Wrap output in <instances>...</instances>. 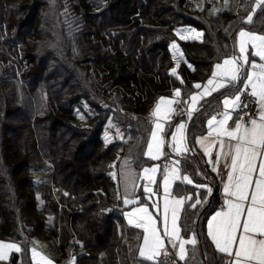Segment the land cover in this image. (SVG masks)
I'll use <instances>...</instances> for the list:
<instances>
[{
  "label": "trees",
  "instance_id": "1",
  "mask_svg": "<svg viewBox=\"0 0 264 264\" xmlns=\"http://www.w3.org/2000/svg\"><path fill=\"white\" fill-rule=\"evenodd\" d=\"M255 1L228 0L229 9L209 16L218 0H0V238L21 242L20 264H32L30 237L44 239L57 264L73 254L74 264H136L141 231L121 212L110 165L119 154L136 168L151 162L144 155L151 108L170 96L181 103L167 126L182 118L195 83L234 53L236 31L248 24L264 33V6L255 11ZM202 104L188 121L189 145L215 108ZM83 105L93 112L81 124L74 110ZM108 118L127 127V140L103 142ZM191 159L181 171L210 181L203 159ZM44 164L48 182L36 186L33 173ZM216 196L181 213L183 233L201 237L200 256L160 260L226 264L202 233L221 204Z\"/></svg>",
  "mask_w": 264,
  "mask_h": 264
},
{
  "label": "snow or ice",
  "instance_id": "2",
  "mask_svg": "<svg viewBox=\"0 0 264 264\" xmlns=\"http://www.w3.org/2000/svg\"><path fill=\"white\" fill-rule=\"evenodd\" d=\"M260 4H264V0H258ZM248 21H251L249 16ZM239 51L240 56H233L225 59L223 64H217L212 73L211 78L204 85V90L199 93V98L203 99L205 95H211L221 89H229L223 93V106L225 111L220 113L223 117L217 120L215 116L207 121L208 136L202 137L198 143L204 148L205 154L210 155L213 145H219L217 152V164L221 156L230 159V163L226 164L229 168L227 181L224 184V192L228 199L225 200L226 210L222 209L217 212L208 222V236L211 238L216 249L233 257L229 264H264V63H255L249 60V55L259 57L264 61V35H254L252 33L241 30L239 32ZM251 43L254 52L247 53L246 48ZM173 47H176L173 45ZM250 64L253 71L243 75L242 69L244 65ZM241 83L243 89L236 88V84ZM193 87L201 89L200 84ZM235 89V94L231 93V89ZM250 89V92H249ZM244 94L251 95L254 102L260 106L258 118L250 117L245 123L243 118L234 121V128L229 130L226 127L227 121L231 119L230 111H235L241 107V96ZM176 97L180 96V90L174 91ZM192 106L188 110L189 119L195 109L197 95L191 98ZM181 103L180 100H172L161 97L152 112V116L157 118L154 121L155 127L151 133V139L147 144V152L145 153L151 159H158L161 154V146L163 141L158 137V131H163V125L158 122L167 119L174 111L172 105ZM243 107H247L245 103ZM185 125L179 124L175 133L172 135L174 142V150L179 153L182 150L180 143L183 141V131ZM179 134V140L177 135ZM215 134V135H213ZM226 138V139H225ZM205 141H208L205 146ZM227 141V143H226ZM234 142V143H233ZM155 148V150H154ZM180 162L175 161L178 165ZM217 169L214 167L213 171ZM146 175L144 178L151 183H156L155 173L157 168L144 169ZM191 184L192 180L187 176L179 175L178 167L170 170L166 169L163 177V188L165 194L164 201V231L161 235L157 228V219L154 218L148 210L147 206H141L133 209L132 212L125 213L126 217H130L129 223L133 224L135 218V227L143 228V243L139 247L140 256L152 261L154 264H165L164 260L157 259L163 253L168 255V249L164 244V237L168 238V243L173 249H179L180 259L185 258V245L195 244V238L184 239L180 235V229L177 221L179 213L184 204L190 197L172 196L171 187L176 182ZM198 187H206L198 185ZM146 193L152 192L150 187H145ZM210 192L211 189H208ZM168 197H171L169 199ZM124 204L135 203L127 196L124 198ZM201 201L196 200L190 207L195 208ZM171 213V228L168 227V217ZM176 241L179 243L177 244ZM6 249L19 248L15 244L4 243L0 241V259L4 258ZM40 256V260L45 264H51L46 257L33 250V258Z\"/></svg>",
  "mask_w": 264,
  "mask_h": 264
},
{
  "label": "rangeland",
  "instance_id": "3",
  "mask_svg": "<svg viewBox=\"0 0 264 264\" xmlns=\"http://www.w3.org/2000/svg\"><path fill=\"white\" fill-rule=\"evenodd\" d=\"M195 1H193V2H195ZM196 4H197V2H196ZM227 6H228L227 1H225L223 4L215 5L212 8L211 13L213 14L220 9L221 10L227 9ZM8 41L9 40L4 41L3 44H6ZM236 46H237V54L235 56H240L241 54L239 51V42L236 43ZM249 50L250 49L247 46L246 52L248 53ZM252 52H254L253 48H252ZM250 61L255 62V59H251ZM213 66L215 69L216 65H213ZM244 68L247 69V65H244ZM212 69H213V67H212ZM211 76H212V74H210L206 78V82L203 84L202 89H200L199 92L198 91L196 93L194 92L195 95H199V93H201L204 90V85H206L207 81L211 78ZM194 94H192V96ZM163 97L166 99L174 100V98L170 97V96H163ZM198 101H199V97L197 99V102L195 103V108H196ZM157 102L155 103V105L157 104ZM155 105L150 110V118H151V122H152V128H151V131H150L148 138H147V144L151 139V133L155 127L154 121H157V118L152 116V112L155 108ZM191 106H192V101H190L188 103V105L185 109H182L183 110L182 114H184L186 116V114H188V110ZM172 108H173V105H172ZM74 112L76 114L77 120L80 121L81 124H84L86 122V118H87L86 114L87 113L90 114L93 111L90 109L89 106L83 105L81 108L76 107ZM172 116H173V112L170 114L169 117H172ZM108 119H107L106 124L104 126V130H103L102 137H101L103 142L105 144H108L109 142L116 140V139H119L121 141L127 140L128 137L130 136L127 127L119 125L116 122L112 121L111 119H109V120ZM185 120H183V121L181 120L179 123L175 124L173 127H172V125L167 126L166 123H168V122H166L165 120L158 121L163 125V131H158V137L163 141V144L161 146V154H160L158 159L153 160L148 155L145 154L147 152V145H146L144 155H145V157H147L151 160V162L149 164L144 165L141 168H136V167L132 166L131 159L129 158V156L128 157L127 156H121L119 154L118 159L111 163L110 168L108 170V174L111 176V178L113 180H115L114 182L116 185L117 198L120 201L121 212L125 215L126 212H128V213L132 212L133 209L139 208L141 206H147L149 213L154 218H158L156 226H157L161 235L163 234L164 227H165V224H164V201L166 198L165 194H164V188H163V177H164L166 169H164L163 164L166 161L165 164L168 167L167 169H169V170L173 167H178L180 176L187 175L192 180V178L189 174L181 172L180 163L178 165L175 164V161L180 162L184 156L190 155V150H189V147L186 143V136H185L186 135V122H185ZM179 124L185 125L184 131H183L184 139L180 143V147L182 149H186V150H182L181 152L177 153L173 147L174 142L172 140V135L175 133V129ZM176 135H177V140H179V134H176ZM154 150H155V148H154ZM40 167H42L43 170H40L38 172L33 173L36 186L41 185L44 182L45 183L48 182V174L49 173H48V170H46L44 168V167H47V165L44 164ZM153 167L157 168V172L155 173L156 183H151L149 180L144 178L146 175H152V173L145 174L143 170L146 168L151 169ZM173 185L170 189L172 196L184 197V196H178L172 192L173 191L172 190ZM146 186L150 187L152 189V192L146 193L144 191V188ZM62 191L63 190L61 188H54V193L56 195H59ZM204 192H205V195L208 194L207 191L204 190ZM37 195L39 197L40 203H43L44 200L41 197L42 196L41 192H37ZM126 196L128 199L134 200L136 202L125 205L123 201H124V198ZM168 198L171 199V197H168ZM205 201L206 200L204 199V201H202L200 204L205 203ZM124 217H126V216H124ZM47 219L49 222L52 221V214L51 213H48ZM125 219H127L126 220L127 223L131 226H134V224L136 223L135 218H131V219H133V224L129 223L130 217H126ZM179 219H180V213H179ZM179 221L180 220L177 221V224H178V227L180 229L181 237L184 239L195 238V236L193 234L186 236L182 233V225H180ZM186 224H187V228H191L192 225H189L188 222H186ZM168 227H169V229L171 228V213H169V217H168ZM136 228H138V227H136ZM138 229L141 231V240L139 243V247H140L143 243V240H142L143 228H138ZM28 240H29V249H28L27 254H28L29 260L32 264H45L44 261L40 260V256H36L35 259L33 258V250H35L37 253H40L43 257H46L48 261H51V264H57L52 259V257L50 256L48 244L44 239L38 238V237H31ZM0 241H2L4 243L15 244L19 248V251H16L15 249H6L4 258L0 259V264H20L22 262V258H23V254H22L23 248H22L21 242L16 241V240H11V239H2V238H0ZM176 243L178 244L179 242L176 241ZM164 244H165V247L168 249V255H171V254L174 255L177 258V262L184 261L188 255V250H187L188 245L193 246V244L185 245V250H186L185 251V258L180 259L179 254H178L179 249L178 248L173 249L171 244L168 243L167 237H164ZM139 247H138V256L140 259L145 260L139 254ZM16 254L18 256V261L15 263L12 261V259H13L14 255H16ZM160 257H164L163 253L161 254ZM160 257H158L157 259H159ZM140 259L136 262V264H140ZM74 260H75V255L73 254V255H71L70 258H68V260L66 262L61 263V264H74ZM145 261H146V263L150 262L147 260H145ZM168 261H172V260H168Z\"/></svg>",
  "mask_w": 264,
  "mask_h": 264
},
{
  "label": "crops",
  "instance_id": "4",
  "mask_svg": "<svg viewBox=\"0 0 264 264\" xmlns=\"http://www.w3.org/2000/svg\"><path fill=\"white\" fill-rule=\"evenodd\" d=\"M225 1H227V3H228L227 9H229V2H228V0H222V1L215 2L209 8V11H208L209 16L215 15L218 11L220 12L221 9L218 10V11H216L213 14L211 13L212 12V8L215 5L223 4ZM263 6H264V4H260L258 2V0H256L255 1V4H254V10L255 11H257V10L259 11ZM223 10H226V9H223ZM223 10H221V11H223ZM254 12H250L247 15V17L251 16V20H252V18L254 16ZM241 30H244L246 32L252 33V34L257 35V36L264 35V33H262V32H259V31H256L254 29L249 28L248 24H247V26H241L236 31V33L234 35L235 36L234 39H233L234 50H235L234 53L233 54H229L227 56H224L222 59L216 61L213 65L223 64V62H224L225 59L231 58V57H233V56H235L237 54V46H236V43L239 42V39H240L239 32ZM251 43L252 42H250L249 45H248V47L250 49L248 53H252ZM251 59H255V63L257 62V64L264 63V61H261L259 59V57H256L254 55H249V60H251ZM212 70L213 71L215 70L214 69V66H213V69ZM212 70H211V74L213 73ZM242 71H243V75H246L247 73H250L251 71H253V69L251 68L250 64H247V69L243 67ZM205 82H206V79L203 80L202 82H196L195 84H200L201 86H203V84ZM240 86H241V84H239V83L236 84V88H240ZM201 89H202V87H201ZM197 91L199 92L200 89H196L194 87V90L191 93V95H190L189 99L187 100L186 104H184V105L181 106V113H180V115L182 116V118L177 123H179L181 120L183 121V120L186 119L185 120V122H186V131H187V126H188L189 116H188V114H186V116L184 114H182V112H183L182 109H185L187 107L188 103L191 101L190 98L192 97V94H194V92L196 93ZM228 91H229V89H221V90H219L217 92H212L211 95H205L203 99H200L199 98V101H198V103L196 105V108H195L197 111L200 109V106H201L202 103L203 104L206 103L204 110L207 109V107H212V106L215 107V108H214L213 111H211L209 114L206 115V117L204 119V129H203V131L195 134L196 136L193 137L192 143L190 145L187 143V138H186V143H187V145L189 147L190 155L189 156H184L181 159V161H182L186 157L187 158H193L191 160H196V158H199V159L202 158L203 159V164L207 167V172H208V176H210L209 177L210 178V181H193V179H192V183L191 184H188V183H180L179 181H176L174 183V185H173V188H172V190H173L172 192L174 194H176L178 196H184V197H190L191 198V199H189V200L186 201V203L184 204V206H183V208H182V210L180 212V219H178V220H180L179 221L180 222V225H181V213L185 209V206H186L187 203L193 204V203L196 202L197 199H199L201 202L204 201V199L205 200H208L209 198H211L212 193L213 192H216V195H217L216 198L218 200H221V204L218 205L216 208H214L204 218V232H202V233H203L204 237L207 239V241L210 242L209 243L210 244L209 250L213 249V251H215L219 255L223 256L226 264H229V261H231L233 259V257H230V256H228L225 253L219 252L216 249L215 245L213 244L211 238L208 236L207 233H208V222L211 220V218L217 212L221 211L222 209L226 210L225 200L228 199V197H226L225 192H224V184L227 181V174L229 172V168L226 167V164L230 163V159L229 158H226L224 156H221L220 159H219V163L217 164L216 161H217V152L219 151V145L218 144L213 145L212 148H211V151H210V155H206L205 154V151H204V148L201 146L200 143H198V141L202 137H207L208 136L209 128H208L207 121L209 119H211L213 116H215L217 120H220V119L223 118L220 115V113H223L225 111V108L223 106V99H224L223 93H226ZM230 91H231V93L233 95L235 94V89L234 88L231 89ZM197 97H199V95H197ZM196 110H194L192 112V115L196 112ZM228 111H230L231 119H229L227 121L226 127L229 130H231L235 126L234 121L238 120L240 117L237 114V111L236 110L235 111H231L229 109ZM259 111H260V106L257 103V113H256L255 118H258ZM164 120L167 122V119H164ZM186 135H187V132H186ZM213 135H215V134H213ZM207 143H208V141H205V146H207ZM226 143H227V141H226ZM181 161H180V163H181ZM165 163H166V161H165ZM165 163L163 164V166H164V169H167L168 167L166 166ZM180 167H181V165H180ZM214 167L217 169L216 171H213V168ZM181 172L182 173H187V172H183V171H181ZM187 174H189L191 176L190 173H187ZM191 178H192V176H191ZM175 185L176 186H179V189L176 192L174 191ZM198 185H204L206 187H198ZM185 186H187V187L188 186H191L190 187L191 189H189L190 191H187V190L185 191V189H187ZM183 187H185L184 190H183ZM208 189H211V191L209 192ZM204 190L208 192V194L206 193L207 195H205ZM182 233H183V230H182ZM190 234H193L195 236L196 243L193 246L188 245V247H187L188 255H187V257H186V259L184 261H180V262H186V261H188L191 258V255L192 256H197V257L200 256V250H199V248H201V237L198 234L197 230H195V229L191 230L189 233L184 234V235L187 236V235H190ZM30 238H28V239H30ZM28 243H29V240H28ZM170 256L174 258V262L177 261V258L174 255H172V254L171 255L164 256V257H167L168 258Z\"/></svg>",
  "mask_w": 264,
  "mask_h": 264
},
{
  "label": "built area",
  "instance_id": "5",
  "mask_svg": "<svg viewBox=\"0 0 264 264\" xmlns=\"http://www.w3.org/2000/svg\"><path fill=\"white\" fill-rule=\"evenodd\" d=\"M191 1H195V0H191ZM243 89V86L242 88ZM250 92V89H249ZM254 99L251 95L249 94H244L241 96V107L239 109H237V114L239 115V117L243 118L244 122L247 123L250 117H255L256 113H257V103L254 102ZM247 104V107H243L244 104ZM179 107L178 105L175 103L174 104V111H173V116L177 115L179 113Z\"/></svg>",
  "mask_w": 264,
  "mask_h": 264
}]
</instances>
